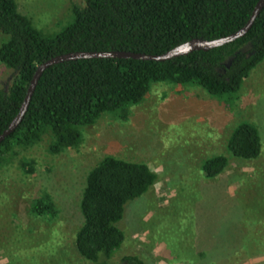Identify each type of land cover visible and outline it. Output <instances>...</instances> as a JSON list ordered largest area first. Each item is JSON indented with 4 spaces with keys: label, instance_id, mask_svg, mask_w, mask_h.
<instances>
[{
    "label": "rangeland",
    "instance_id": "rangeland-1",
    "mask_svg": "<svg viewBox=\"0 0 264 264\" xmlns=\"http://www.w3.org/2000/svg\"><path fill=\"white\" fill-rule=\"evenodd\" d=\"M46 35L71 20V6L84 0H15ZM5 36L0 32V43ZM13 70L0 62V87ZM127 120L105 114L82 126L76 148L47 150L49 137L21 150L34 161L25 173L17 160L0 168V264H94L75 249L81 225L79 203L87 172L113 155L144 162L157 174L153 186L128 201L117 223L124 240L109 264H264V60L245 78L231 103L189 85L153 83L130 107ZM242 121L254 124L262 152L254 160L228 155L225 144ZM226 154L229 165L216 177L201 170L204 159ZM47 196L57 215L35 217L33 199Z\"/></svg>",
    "mask_w": 264,
    "mask_h": 264
},
{
    "label": "trees",
    "instance_id": "trees-1",
    "mask_svg": "<svg viewBox=\"0 0 264 264\" xmlns=\"http://www.w3.org/2000/svg\"><path fill=\"white\" fill-rule=\"evenodd\" d=\"M259 0H84L71 6V20L46 35L18 11L15 0H0V62L13 70L6 88L0 87V134L18 114L38 65L50 57L77 51H130L160 55L193 38L225 37L248 21ZM264 60V6L240 38L209 49L196 50L165 61L87 58L64 61L44 70L17 127L0 143V168L17 160L25 173L34 171L32 159L19 157L44 137L48 152L76 148L82 126L105 114L127 120L153 83L189 85L231 103L250 72ZM229 156L254 160L262 152L258 128L239 122L225 144ZM226 154L204 159L206 177L222 174ZM157 174L144 162L107 155L86 174L79 203L82 222L74 246L94 264H109L124 240L117 223L124 206L153 186ZM35 217L53 220L57 210L47 196L33 199ZM123 262L142 264L134 255Z\"/></svg>",
    "mask_w": 264,
    "mask_h": 264
},
{
    "label": "water",
    "instance_id": "water-1",
    "mask_svg": "<svg viewBox=\"0 0 264 264\" xmlns=\"http://www.w3.org/2000/svg\"><path fill=\"white\" fill-rule=\"evenodd\" d=\"M263 6H264V0H259L256 3L246 24L237 31L225 37H221L214 40L193 38L160 55H150V54L135 53L130 51H77V52H69V53L50 57L49 59L45 60L43 63L37 66L27 87L26 95L23 100V103L21 104L18 114L9 123L7 129H5L0 134V143L3 141V139L6 136H8L11 132H13V130L20 123L40 76L42 75L44 70L49 66L62 63L64 61L87 59V58H120V59L132 58V59H141V60L165 61L181 55H187L188 53L196 50L207 51L209 49L232 42L237 38H240L243 35H245V33L250 29L254 19L256 18L260 10L263 8Z\"/></svg>",
    "mask_w": 264,
    "mask_h": 264
}]
</instances>
